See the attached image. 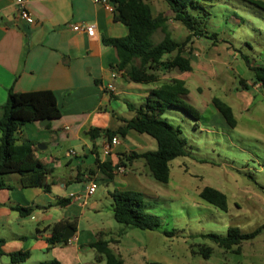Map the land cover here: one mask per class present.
Instances as JSON below:
<instances>
[{
  "label": "rangeland",
  "instance_id": "1",
  "mask_svg": "<svg viewBox=\"0 0 264 264\" xmlns=\"http://www.w3.org/2000/svg\"><path fill=\"white\" fill-rule=\"evenodd\" d=\"M146 1L155 17H166L172 40H188L189 32L174 20L164 0ZM202 1L210 5L211 14L203 27L207 36L218 34L217 40L192 38L187 42L185 54L192 61L191 72L161 68L156 73L159 85L172 79L186 82L190 91L186 102L199 112L200 128L194 129V121L182 111L168 109L162 118L181 131L189 155L170 163L167 184L156 181L141 160L143 187L127 190L142 194L146 211L159 216L161 226L147 231L117 223L103 184L88 200L105 204L101 215L75 202L85 210L79 220L80 231L94 230L97 241H108L112 253L124 264H264V87L254 83L253 73L242 59L244 56L252 64L264 66V11L243 0ZM164 37L159 30L154 42L159 43ZM214 98L231 106L235 128L229 127L215 110ZM144 136L153 143L149 149L156 150L157 142ZM50 153L51 148L47 151ZM75 184L79 189L75 193L84 191V184ZM205 187L226 195L227 212L200 199ZM113 189L111 185L110 190ZM233 226L243 234L259 230L255 238L242 244L239 254L234 252L236 247L232 251L221 249L201 237L208 233L225 236ZM164 231L174 234L166 236ZM49 247L47 256L37 253L29 264H106L98 261L95 249L84 247V252L77 251L75 242ZM203 248L212 249L209 259L200 255Z\"/></svg>",
  "mask_w": 264,
  "mask_h": 264
},
{
  "label": "crops",
  "instance_id": "2",
  "mask_svg": "<svg viewBox=\"0 0 264 264\" xmlns=\"http://www.w3.org/2000/svg\"><path fill=\"white\" fill-rule=\"evenodd\" d=\"M26 8L35 19L34 25L18 19L15 0H0V109L11 89L16 93L52 91L61 109V117L47 126L26 124L15 135L18 143L33 142L36 157L53 173L33 188L23 187L20 176L8 175L5 182L10 188L0 193L4 249L7 254L29 252L24 263L29 264L35 254H49L48 239L58 223L65 225V230H74L68 246L75 242L81 253L84 247L91 249L88 245L97 241V234L94 230L80 231L84 208L75 202L57 203L79 191L75 183L92 179L98 188L106 185L112 208L111 192L143 187L141 160L129 159L130 154L154 150L149 149L153 143L134 130L123 138L116 136L117 145H111L112 139L104 135L122 127L123 120H130L134 113L128 105L141 104L152 88L131 82L127 72L118 68V51L106 41L125 38L128 28L115 20L114 11L99 0L31 2ZM75 25H94L95 36L74 30ZM91 129L102 134L92 139ZM49 148L51 153L47 154ZM97 161L111 164L113 176L97 169ZM103 205L95 200L86 206L101 215ZM19 208L30 211L23 216ZM0 264H11L9 257L1 258Z\"/></svg>",
  "mask_w": 264,
  "mask_h": 264
},
{
  "label": "trees",
  "instance_id": "3",
  "mask_svg": "<svg viewBox=\"0 0 264 264\" xmlns=\"http://www.w3.org/2000/svg\"><path fill=\"white\" fill-rule=\"evenodd\" d=\"M174 15V20L182 24L189 32L188 40L184 43L172 40L167 31L166 17L154 16L150 4L146 0H110L114 5L115 20L128 28V35L122 39H109L106 43L117 49L119 55V69L127 72L128 79L136 84L151 85L147 96L139 105L129 104V110L134 113L130 120H123L124 125L116 131H106L104 135L111 140L116 136L125 137L128 131L134 130L138 134L147 135L157 142V149L141 154L131 153L128 157L143 160L151 176L158 182L167 184L170 181V163L177 158L186 157L187 140L181 136V131L173 127L163 115L168 109H177L187 114L193 121L194 129L200 128V114L186 100L190 94L186 82L181 79L158 84L157 72L166 70H179L188 73L192 71V61L185 54L187 42L192 38H206L217 40L218 34L207 36L203 27L210 17L206 2L202 0H164ZM210 3L225 2V0H210ZM264 11V2L261 0H243ZM161 30L165 37L154 42V35ZM175 53L174 56L172 54ZM166 56H172L166 58ZM247 68L253 73L254 83L264 87V66L254 65L247 57H242ZM213 107L224 118L229 127L237 125L231 106L218 98H214ZM61 117V109L56 95L52 91H36L16 93L9 90L8 98L0 109V193L10 187L5 182L8 175H18L23 187L33 188L43 184L45 179L53 173L35 155L36 147L31 141L18 143L15 135L26 124L41 122L46 119L55 120ZM102 134L98 129H91L89 135L96 139ZM97 169L108 177L113 176V167L109 163L97 161ZM124 165V164H123ZM113 206L112 212L115 221L125 226L140 230L154 231L162 222L159 216L148 213L142 194L136 191H118L110 194ZM202 201L223 211H228L227 197L219 190L205 187L199 194ZM70 199H61L59 206L68 205ZM18 211L25 216L30 210L19 208ZM58 223L52 228V235L48 239L51 246L69 244L63 240L65 225ZM259 230L251 234H243L238 227H230L225 236L208 233L201 237L209 239L218 247L225 250H234L240 253L242 244L256 237ZM166 236H173V231L163 232ZM5 240L0 239V259L8 256L11 264H24L30 258L29 252H15L7 254ZM95 249L99 255V262L106 264H124L122 259L116 257L110 249L108 241L99 239L88 245ZM200 255L209 259L211 248H203ZM40 264H60L58 261L42 262Z\"/></svg>",
  "mask_w": 264,
  "mask_h": 264
},
{
  "label": "built area",
  "instance_id": "4",
  "mask_svg": "<svg viewBox=\"0 0 264 264\" xmlns=\"http://www.w3.org/2000/svg\"><path fill=\"white\" fill-rule=\"evenodd\" d=\"M50 0H15V5L18 10V19L25 22L27 25H34L35 19L33 15L27 10L26 5L31 2H47ZM102 4L106 6L109 11H114V5L110 0H99ZM73 29L76 31H85L89 37L95 36V26L94 25H75ZM112 89V86H109ZM119 144L118 138L114 137L111 140V145ZM72 153V152H71ZM74 154V153H72ZM98 189V183L92 179L87 180L84 183V191L81 193H75L70 195L71 202H79L83 206H86L88 200L95 195Z\"/></svg>",
  "mask_w": 264,
  "mask_h": 264
},
{
  "label": "water",
  "instance_id": "5",
  "mask_svg": "<svg viewBox=\"0 0 264 264\" xmlns=\"http://www.w3.org/2000/svg\"><path fill=\"white\" fill-rule=\"evenodd\" d=\"M51 121L52 120H50V119L43 120L40 122V125L43 127L47 126ZM39 148L41 149L42 146H39ZM43 149H45V146ZM73 234H74V230L71 227H68V228H66V230L62 236V239L63 240H70L72 238Z\"/></svg>",
  "mask_w": 264,
  "mask_h": 264
}]
</instances>
